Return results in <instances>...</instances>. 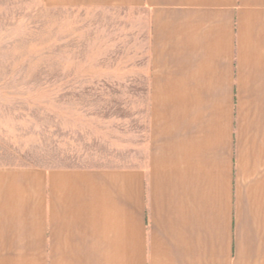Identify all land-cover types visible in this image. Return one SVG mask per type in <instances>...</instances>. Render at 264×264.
<instances>
[{
    "label": "crops",
    "instance_id": "0c3cea01",
    "mask_svg": "<svg viewBox=\"0 0 264 264\" xmlns=\"http://www.w3.org/2000/svg\"><path fill=\"white\" fill-rule=\"evenodd\" d=\"M44 2L133 13L146 122L131 163H0V264H264V0Z\"/></svg>",
    "mask_w": 264,
    "mask_h": 264
},
{
    "label": "rangeland",
    "instance_id": "374dc122",
    "mask_svg": "<svg viewBox=\"0 0 264 264\" xmlns=\"http://www.w3.org/2000/svg\"><path fill=\"white\" fill-rule=\"evenodd\" d=\"M140 36L129 10L0 0V163H131Z\"/></svg>",
    "mask_w": 264,
    "mask_h": 264
}]
</instances>
